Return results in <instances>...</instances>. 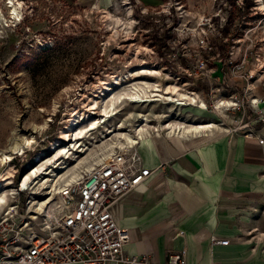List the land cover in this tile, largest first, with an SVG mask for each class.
I'll list each match as a JSON object with an SVG mask.
<instances>
[{"label":"rangeland","instance_id":"obj_1","mask_svg":"<svg viewBox=\"0 0 264 264\" xmlns=\"http://www.w3.org/2000/svg\"><path fill=\"white\" fill-rule=\"evenodd\" d=\"M8 1L0 0V151L11 152L9 147L15 142L20 143L25 136L34 138L22 154L12 153L9 186L13 189L21 174L34 164L36 154L41 151L53 154L50 142L70 124L71 108H86V95L99 80L112 83L111 74L121 77L125 69L129 72L141 65L160 70L159 76L147 75L149 78L157 79L161 84L176 83L183 90L199 95L206 109L198 111L183 106L179 115L185 120H209L217 124L213 127L216 130L250 131L264 127V102L254 107L246 100L251 96L261 99L264 96V42L231 43L230 39L238 33L236 7L232 0H225L226 5H230L225 26L228 39L216 53L195 45L194 37L185 42L178 36L183 35L181 27H192L201 15L213 13L210 0L193 6L178 17L172 11L170 14L161 12L158 3L145 5L140 0H12L19 1L17 19L10 13ZM105 10L109 11L110 17L106 16ZM115 17L125 24L124 27L114 22ZM257 35H262L260 29ZM229 51L232 54L245 52L247 64H256L253 89H245L237 79L239 71L226 60ZM200 61L203 67H200ZM160 67H164L162 71ZM167 70L178 76L176 82L166 79ZM136 79L131 77L124 83ZM83 83L85 95L79 103L75 89ZM96 93L99 96L103 91ZM232 95L243 101L237 109L219 105L214 108L215 100L225 98L230 101ZM169 107L170 104L158 101L140 106L122 100L117 105L118 112L107 123L116 124L129 111L151 108L155 112L169 113ZM172 110L179 111L178 108ZM151 122L155 123L156 119ZM130 123L132 121L127 126H131ZM93 134L96 137L89 145L96 147L102 142L96 140L97 132ZM80 154H70L62 159L54 171H62L58 165L68 166ZM0 183L4 184V181ZM43 196L44 189L29 183L27 189L7 194L0 207V216L4 209L9 211L15 205L14 210L10 208L12 215L8 222H14L23 237L26 229L36 227L40 221L39 216L29 217L32 216L29 212L32 198ZM56 201L54 198V203Z\"/></svg>","mask_w":264,"mask_h":264},{"label":"crops","instance_id":"obj_2","mask_svg":"<svg viewBox=\"0 0 264 264\" xmlns=\"http://www.w3.org/2000/svg\"><path fill=\"white\" fill-rule=\"evenodd\" d=\"M147 136L135 145L147 176L109 206L127 234L122 253L161 264L184 248L185 264H264V127Z\"/></svg>","mask_w":264,"mask_h":264},{"label":"built area","instance_id":"obj_3","mask_svg":"<svg viewBox=\"0 0 264 264\" xmlns=\"http://www.w3.org/2000/svg\"><path fill=\"white\" fill-rule=\"evenodd\" d=\"M206 3V0H192L191 3L188 0H183V2L181 0H161L158 4L161 12L166 11L167 14H170L172 11L178 17L193 6ZM210 3L211 7L214 6L213 13L201 15L192 27H181L184 29L183 35L178 36L185 42L190 37H194L195 45L216 53L228 39L225 36L227 34L225 26L226 14L230 5H226L225 0H210ZM232 4L236 7L235 24L238 33L233 39L229 38L231 43L239 41L242 43L264 42V0H232ZM240 12L242 13L239 14ZM259 29L262 35H257ZM187 31L188 33H186ZM226 60L229 65L234 67L235 71H239L237 79L244 84L242 86L248 90L253 89L257 68L256 64H247V54L245 52L232 54V51H229ZM200 64V67H203L202 61ZM160 68L162 71L164 67ZM167 72V78L161 74L162 78L176 82L178 76L169 70ZM124 76L130 77L126 69L121 73L119 79L126 78ZM110 80L113 82L111 76ZM84 85L83 83L82 86H77L75 89L79 103L84 100L83 91L86 89ZM96 90L100 94V90ZM96 95L98 94L96 93ZM222 100L226 99L215 100L214 108L219 105L237 109L243 104V101L235 95H232L230 105H225L221 102ZM246 100L250 105L257 107L260 102H264V96L262 99L251 96ZM216 111L218 113V109ZM148 118H150L149 115ZM159 118L164 121L163 124H166L168 120H173L174 116ZM129 121H132L131 126L125 128L132 131L135 136L134 140L121 148H114L107 160L97 163L77 182L67 185L57 199L59 207L49 204L44 207L43 211L35 213L40 218L39 224L34 228L26 229L27 232L23 237L19 234V227L14 222L12 224L8 222L9 216L12 215L10 208H15V205L11 206L9 211L3 210V214L0 216V264L150 263L145 253L139 255L122 253V244L126 241L127 234L123 228L117 225L109 211V206L119 196L128 190L139 187L148 174L149 169L141 167L139 164L136 140L149 134L163 132L160 128L153 127H148L149 129L145 130L144 127H141L142 124H136V118H130ZM151 121L149 120L150 124ZM133 126H135L134 129ZM233 130L234 128H227L220 131L230 132ZM22 176L23 174L20 179ZM20 179L16 182L15 192L27 189V187L18 188ZM227 242L228 239L224 237H210L212 244H226ZM184 255V248L170 250L161 264H185Z\"/></svg>","mask_w":264,"mask_h":264},{"label":"bare ground","instance_id":"obj_4","mask_svg":"<svg viewBox=\"0 0 264 264\" xmlns=\"http://www.w3.org/2000/svg\"><path fill=\"white\" fill-rule=\"evenodd\" d=\"M10 13L14 19H17L20 15L18 4L9 0ZM106 16L110 17L108 10H105ZM107 17V18H108ZM116 24L124 23L119 21L117 17L114 18ZM122 27V28H123ZM130 77L120 78L118 74H111V78L114 82L110 83L108 80H99L95 85V88L90 91V94L86 95V102L84 103L85 109L71 108L70 110V124L66 125V128L59 131L60 136L53 139L51 149L53 154H46L40 152L36 154L33 165H30L24 175L21 177L18 188H25L29 186V183L37 186L40 189H44V196L40 199L32 198L30 204L31 218H37L35 213L43 211L44 207L54 203V198L60 197L67 185L73 183L76 179L87 173L97 163L107 160L116 147H123L126 143L134 140L135 136L132 131L125 127L129 123L130 118H136L137 125H144L145 130L149 128L161 129L167 137H179L187 135L188 133L200 132L202 129L206 131H212L213 127H217V124L211 121H191L190 123H184L185 119L179 115L182 109L179 111H173L175 109L172 105H190L196 110H205L206 106L201 100L199 95L195 92L183 90L176 83L161 84L157 79L149 78L147 75H160V70L155 67H149L147 65H141L138 68L129 70ZM131 77H137L136 80H132L130 83H124L125 79ZM96 89L103 91L102 95H96ZM126 100L134 105L143 106L144 104H155L156 101L160 103L170 104L169 113L155 112L149 108L146 111L141 109L127 112L119 118L118 122L114 125L107 123L108 119L114 116L118 112L117 105ZM225 105H230L229 100H222ZM177 110V109H176ZM90 111L89 115L87 113ZM148 115L150 118H148ZM174 116L173 120L163 124L159 117L162 116ZM156 119L155 123H149V120ZM74 120V121H73ZM140 121V122H139ZM155 121V120H154ZM74 125H71L72 123ZM219 126V125H218ZM149 127V128H148ZM133 129L135 126L132 127ZM94 132H97L98 137L96 140H100L102 143L96 147L90 146ZM161 133V134H162ZM155 135V134H154ZM160 135V133H157ZM148 136L140 137L136 140V145ZM22 138V137H21ZM104 138V140H103ZM34 141L33 136L23 137L21 142H13L11 145V152L5 150L0 151V181H4V184L0 183V207L4 205L7 194L14 193V189L10 187L12 169L10 167V160L14 156L12 153L22 154L27 146ZM95 143V142H94ZM96 145V144H95ZM81 153L78 158H74L73 162L68 166L58 165L62 171H54V167L67 158L70 154ZM65 167V168H64ZM56 170V168H55ZM22 175V174H21ZM18 179V180H19ZM9 187V188H7ZM36 190V189H35ZM37 193L38 191H34ZM39 193V192H38ZM56 207H59L58 201L54 203Z\"/></svg>","mask_w":264,"mask_h":264}]
</instances>
